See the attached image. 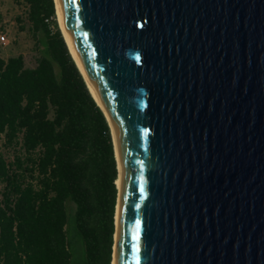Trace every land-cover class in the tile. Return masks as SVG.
Returning <instances> with one entry per match:
<instances>
[{
	"label": "water",
	"instance_id": "95a60500",
	"mask_svg": "<svg viewBox=\"0 0 264 264\" xmlns=\"http://www.w3.org/2000/svg\"><path fill=\"white\" fill-rule=\"evenodd\" d=\"M58 3L118 133L115 264H264V0Z\"/></svg>",
	"mask_w": 264,
	"mask_h": 264
},
{
	"label": "trees",
	"instance_id": "16d2710c",
	"mask_svg": "<svg viewBox=\"0 0 264 264\" xmlns=\"http://www.w3.org/2000/svg\"><path fill=\"white\" fill-rule=\"evenodd\" d=\"M17 1L39 56L28 66L0 48V264H113L119 168L110 121L56 1Z\"/></svg>",
	"mask_w": 264,
	"mask_h": 264
},
{
	"label": "rangeland",
	"instance_id": "374dc122",
	"mask_svg": "<svg viewBox=\"0 0 264 264\" xmlns=\"http://www.w3.org/2000/svg\"><path fill=\"white\" fill-rule=\"evenodd\" d=\"M24 12L17 0H0V48L5 58L24 54L28 66H36L39 50L35 40L29 31L21 30L17 19Z\"/></svg>",
	"mask_w": 264,
	"mask_h": 264
},
{
	"label": "bare ground",
	"instance_id": "6f19581e",
	"mask_svg": "<svg viewBox=\"0 0 264 264\" xmlns=\"http://www.w3.org/2000/svg\"><path fill=\"white\" fill-rule=\"evenodd\" d=\"M56 1V8H57V15H58V20H59V23H60V27L62 29V32L69 44V47L71 49V52L73 54V56L75 57V59L77 60V63L79 64L81 70L83 71L87 81H88V84L93 92V94L95 95L96 99L100 102V104L103 106L102 102L100 101L98 95L96 94L92 84L90 83L82 65H81V62L77 56V53L73 47V44L69 38V35L65 29V26H64V23H63V20H62V17H61V13H60V8H59V3H58V0H55ZM104 107V106H103ZM105 109V108H104ZM106 111V109H105ZM107 113V111H106ZM108 115V113H107ZM109 117V120H110V123L112 125V129H113V134H114V139H115V145H116V150H117V157H118V166H119V177L117 179V185L119 186V189H120V196H119V200H118V205H117V213H116V233H115V245H114V259H113V264H115V259H116V246H117V237H118V228H119V219H120V210H121V201H122V187H123V166H122V162H121V157H120V151H119V139H118V133L116 131V128L110 118V116L108 115Z\"/></svg>",
	"mask_w": 264,
	"mask_h": 264
}]
</instances>
